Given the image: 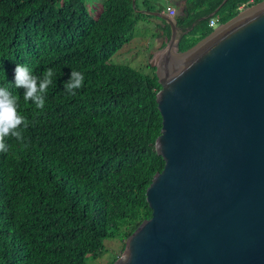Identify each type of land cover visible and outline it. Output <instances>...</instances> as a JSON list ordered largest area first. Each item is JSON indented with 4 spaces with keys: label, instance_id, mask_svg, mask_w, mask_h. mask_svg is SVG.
Returning <instances> with one entry per match:
<instances>
[{
    "label": "trees",
    "instance_id": "16d2710c",
    "mask_svg": "<svg viewBox=\"0 0 264 264\" xmlns=\"http://www.w3.org/2000/svg\"><path fill=\"white\" fill-rule=\"evenodd\" d=\"M138 1L104 0L91 9L89 0H0V87L31 121L24 141L8 138L9 151L0 152V264H90L116 236L125 250L152 217L147 190L165 167L155 149L162 87L154 67L112 63L154 17L140 13ZM263 1L228 0L209 18L224 0H187L177 25L191 31L179 51L208 37L212 20L226 24ZM170 36L166 26L161 49ZM17 64L39 77L54 69L43 110L15 87ZM73 70L85 77L74 96L64 88Z\"/></svg>",
    "mask_w": 264,
    "mask_h": 264
},
{
    "label": "water",
    "instance_id": "95a60500",
    "mask_svg": "<svg viewBox=\"0 0 264 264\" xmlns=\"http://www.w3.org/2000/svg\"><path fill=\"white\" fill-rule=\"evenodd\" d=\"M147 14L171 29L152 63L165 167L114 264H264V1L185 52L176 14Z\"/></svg>",
    "mask_w": 264,
    "mask_h": 264
},
{
    "label": "clouds",
    "instance_id": "9594fccd",
    "mask_svg": "<svg viewBox=\"0 0 264 264\" xmlns=\"http://www.w3.org/2000/svg\"><path fill=\"white\" fill-rule=\"evenodd\" d=\"M55 71L48 68L42 77L36 76L24 65L17 64L15 68V87L23 88L24 101L31 102L36 109L43 110L46 105V94L53 85ZM5 77L7 74L5 72ZM84 74L79 71H71L70 78L64 82L66 91L74 96L78 89L84 86ZM18 97L14 96L8 87H0V152L9 151L6 142L8 138L24 141V132L29 128L31 121L19 112ZM27 145H25L26 147Z\"/></svg>",
    "mask_w": 264,
    "mask_h": 264
},
{
    "label": "rangeland",
    "instance_id": "374dc122",
    "mask_svg": "<svg viewBox=\"0 0 264 264\" xmlns=\"http://www.w3.org/2000/svg\"><path fill=\"white\" fill-rule=\"evenodd\" d=\"M104 0H89V7L92 9L95 6L101 5ZM169 2L170 0H165ZM255 5L254 3L250 6ZM247 7V6H246ZM246 7L243 8L244 11H246ZM145 12V11H144ZM147 13H155V12H145ZM183 11L179 14L182 15ZM142 24V25H141ZM141 28L138 31L139 36L135 37L132 41V43L129 45H125L123 48V53H121L120 57L119 55L115 56L113 58L112 63H124L127 64L136 70L146 71L148 72L149 67L152 66V59L154 57V48L151 47V43H160L163 40H165L164 35H162L161 29L157 26L158 23L156 22L154 26H152V31H155L157 33L156 35H151L147 30H149V18H146L145 21L140 23ZM220 26L217 25L214 29L218 28ZM148 28V29H147ZM156 50V48H155ZM121 51V52H122ZM126 243V241H125ZM124 244V241L120 239L119 236H116L110 240L105 241V246L107 248V252L102 255L100 258L93 259L90 261V264H109L115 257L122 258L124 254V250L122 249V246ZM92 258V257H90Z\"/></svg>",
    "mask_w": 264,
    "mask_h": 264
},
{
    "label": "crops",
    "instance_id": "0c3cea01",
    "mask_svg": "<svg viewBox=\"0 0 264 264\" xmlns=\"http://www.w3.org/2000/svg\"><path fill=\"white\" fill-rule=\"evenodd\" d=\"M150 1L152 2L151 5H148L147 3H144L145 0H139L138 1L139 6H140V11H139L140 13L148 12V10H147L148 6L152 7L153 9H155L154 10L155 13H163V14L169 13L171 15V13L176 12L175 16L171 15V16L175 17L176 21H177V18L180 16L179 14L184 10V8L186 6V3H187V0H170L169 2H167L165 0H150ZM160 10H162V11L160 12ZM156 22L158 23L157 26L161 29L162 35H164V28H166V26H169V25L166 23V21H164L162 19H159L157 17H152L151 19H149V30H147V31L152 36H153V34H157L155 31H152V26H154ZM141 25H139V28L137 30V34H136L135 37L139 36L138 31L141 28ZM133 41H131L130 44ZM163 42H164V40L162 42H160V43H155V42L151 43V47L154 48V51H153L154 52L153 53L154 56L155 55L159 56L161 54V53H159V51H160V49L162 47ZM168 42H169V40H168ZM155 48H156V50H155ZM121 51L117 54V55H119V57H120L121 53H123V51L122 52ZM152 61H153V59H152Z\"/></svg>",
    "mask_w": 264,
    "mask_h": 264
},
{
    "label": "built area",
    "instance_id": "2783aa9c",
    "mask_svg": "<svg viewBox=\"0 0 264 264\" xmlns=\"http://www.w3.org/2000/svg\"><path fill=\"white\" fill-rule=\"evenodd\" d=\"M176 14V12H173L172 13V15H175ZM218 25V21L215 19V20H212L211 22H210V27L211 28H215L216 26Z\"/></svg>",
    "mask_w": 264,
    "mask_h": 264
},
{
    "label": "bare ground",
    "instance_id": "6f19581e",
    "mask_svg": "<svg viewBox=\"0 0 264 264\" xmlns=\"http://www.w3.org/2000/svg\"><path fill=\"white\" fill-rule=\"evenodd\" d=\"M245 7H246V6H245ZM252 7H253V6H247L246 9H247V8L250 9V8H252ZM243 8H244V7H243ZM243 8L241 9V13H240V14L245 13L247 10H249V9H247L246 11H244ZM161 55H162V53L159 55V57H160ZM157 57H158V56H156V58H157Z\"/></svg>",
    "mask_w": 264,
    "mask_h": 264
}]
</instances>
